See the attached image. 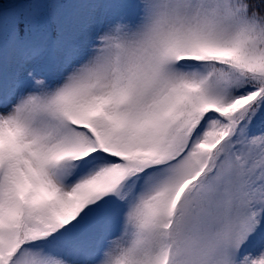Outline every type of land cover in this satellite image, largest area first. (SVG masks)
<instances>
[{
  "label": "snow or ice",
  "instance_id": "snow-or-ice-1",
  "mask_svg": "<svg viewBox=\"0 0 264 264\" xmlns=\"http://www.w3.org/2000/svg\"><path fill=\"white\" fill-rule=\"evenodd\" d=\"M0 264H264V0H0Z\"/></svg>",
  "mask_w": 264,
  "mask_h": 264
}]
</instances>
